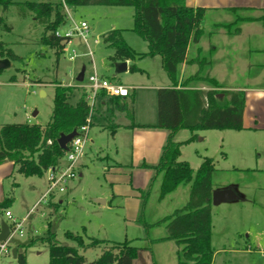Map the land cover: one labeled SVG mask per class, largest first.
<instances>
[{
    "label": "rangeland",
    "instance_id": "374dc122",
    "mask_svg": "<svg viewBox=\"0 0 264 264\" xmlns=\"http://www.w3.org/2000/svg\"><path fill=\"white\" fill-rule=\"evenodd\" d=\"M67 8L69 15L65 24L58 30L65 33L75 28L81 21L87 23L88 29L85 36L75 30L64 52L57 55L53 47L41 42L44 25L35 20L33 13L22 15L16 5H10L7 10L0 5V17L4 19L0 23V42L18 56L11 61L9 67L0 70V80L8 81L15 77L20 83L12 88H4L3 102L0 106L12 92L16 96L14 103L17 110L16 114H11L7 121H3L4 123L29 122L44 126L53 112L55 87L60 83L75 86L71 99V102L75 103L82 93L81 88L85 89V85L82 84L87 83V77L93 69L99 76L125 86L148 81L154 83L160 77L168 81L159 55L154 56L155 60L151 58L153 56L136 57L131 60V64L147 68L151 78L148 71L143 73L128 70L114 74L110 61L113 50L103 40L106 32L121 28L124 39L136 51L144 52L148 49L147 41L132 31L134 7L80 5ZM63 9L66 13L65 6ZM5 24L11 26V30L5 29ZM226 49L228 53L233 51V47ZM73 51L76 56L70 59ZM194 52V48H191L190 56ZM225 55L227 69L223 67L219 71L223 73L224 84L242 83L243 71L233 69L231 59ZM202 56L211 59L206 50L202 52ZM83 66L84 80L79 84L76 76ZM198 68L197 65L188 68L190 71H187L186 75L190 72L195 73ZM215 71L217 72L216 69ZM246 72L245 69L244 73ZM234 76L239 77L233 79ZM41 90L45 94L42 95ZM146 93L147 90L138 88L135 90L133 96L135 108L142 107L145 99H148ZM100 101V98L95 101L93 125L89 127L83 154L86 158L83 161L82 158L79 159L75 166L77 176L64 183V191H56L54 195L36 204L49 185L47 172L41 177L16 173L15 177L10 179L11 183L15 180L17 185L13 186V192L8 193L14 198L9 208L17 221L24 219L23 235L17 232L11 238L9 252L0 254V264H18L12 254L13 248L18 244H26L31 239L45 236L49 228L61 244H75L67 238V232L80 234L87 242L92 237L109 242L81 249L80 252L87 261L97 258L111 244L129 240L131 245L138 248L135 264H178L179 247L176 242L171 239L157 241L156 239L167 236L166 221L163 219L188 203L193 183H183L176 191L160 198L161 172L154 171L155 176L146 190L136 191L134 194L129 191L130 183L123 180L128 178V173H115L118 178L112 179L111 175L114 173H109L108 170L113 168V161L105 156L108 153L112 156L114 147L111 145L103 151L99 145L105 144L108 140V132H101L99 126L102 117L96 109L101 108ZM24 107H27L30 121H27L23 112L21 113ZM34 111H37L35 116ZM117 116L119 122L127 121L124 113L121 112ZM205 133L204 140H201L203 133L200 132L194 140L182 144L180 160L187 161L196 172L204 156L213 158L215 162L212 173L213 189L236 185L247 198L245 201L219 205H214L211 201V244L216 251L212 264H264V167L261 165L264 156V136L261 140L253 139L252 136L228 137L224 142L217 130H208ZM95 135L96 139L93 142L92 138ZM190 136L189 129H180L175 135V140L183 142ZM239 148L245 152L243 163H240L242 156L239 155ZM223 152L228 153L227 159L221 156ZM60 163L66 164L65 155L60 159ZM114 186L121 191L119 195H114ZM97 199H105L106 202L102 203ZM34 204L36 205L33 206ZM6 219L10 220L8 217ZM158 221L161 222L157 224ZM26 256L27 264H48L47 243L38 240L28 246Z\"/></svg>",
    "mask_w": 264,
    "mask_h": 264
},
{
    "label": "trees",
    "instance_id": "16d2710c",
    "mask_svg": "<svg viewBox=\"0 0 264 264\" xmlns=\"http://www.w3.org/2000/svg\"><path fill=\"white\" fill-rule=\"evenodd\" d=\"M0 5L7 10L16 5L22 15L33 13L35 20L44 25L41 42L53 47L57 55L64 52L69 42L63 35H57L59 27L65 24L67 14L64 6L80 5H117L134 7V25L132 31L148 43L146 52H138L123 37V29L116 28L106 32L103 40L113 50L111 65L115 61L134 60L136 57H161L162 68L167 74L171 86L160 88L157 95L158 120L154 127L169 131L162 148L159 161L155 165H142L157 173H162L160 198L174 192L181 184L192 182L190 200L165 217L167 236L160 238L176 242L178 264H212L215 248L211 244L212 231V173L215 169L213 158L205 156L194 172L190 164L180 160L181 146L189 143L203 130H242L245 108V93L242 90H222L214 77L203 73L210 61L199 55L189 59L188 48L198 43L204 33L203 19L206 8L187 5L185 0H0ZM4 21L0 17V23ZM11 30V26H4ZM234 32H239L236 28ZM0 57L11 61L18 56L3 42H0ZM183 63L197 64L198 70L186 77L179 86L180 66ZM2 70V69H0ZM130 71H142L135 64ZM10 81H16L11 77ZM192 81L209 83L213 89H192L187 86ZM75 86L58 84L54 92V107L49 121L43 126L38 123H0V164L12 161L17 172L24 176H43L50 168L57 167L65 155L58 144L62 133L79 130L88 123L90 106L82 93L75 103L71 102ZM110 98L115 108L125 112L133 119V98L108 96L104 92L98 96ZM92 117L89 126H92ZM119 125L113 123L112 130ZM180 129H189L191 136L183 142L176 141L175 135ZM15 186V183L14 185ZM13 197L8 195L0 202V215L6 211ZM161 221H158L159 224ZM74 245L61 244L55 233L48 229L45 236L31 239L26 244H18L17 263L27 264L26 249L38 240L47 243L48 264H133L138 248L129 240L111 244L97 258L87 261L81 249L96 247L109 242L104 239L90 238L87 242L80 234L66 233Z\"/></svg>",
    "mask_w": 264,
    "mask_h": 264
},
{
    "label": "crops",
    "instance_id": "0c3cea01",
    "mask_svg": "<svg viewBox=\"0 0 264 264\" xmlns=\"http://www.w3.org/2000/svg\"><path fill=\"white\" fill-rule=\"evenodd\" d=\"M185 2L190 6H201L206 8V14L203 19L204 33L198 43H192L189 45V59L194 58L197 55L206 59V57L202 56V52L205 50L208 51L211 59L206 60L210 61L211 64L204 66L203 73H208L211 77H214L220 85L219 89L242 90L245 93V108L243 115L244 128L242 130H217L220 132L221 140L225 142L228 137L244 138L250 136H252L253 139L259 138L261 140L262 136H264V0H185ZM236 28H239V32L235 33L234 30ZM226 47H229L230 49L233 47V51L228 53ZM191 48H194L195 51L192 56H190ZM225 54L231 59V63L234 65L232 67L233 69H240L243 71L242 83L224 84L222 78L223 73L219 71H221L223 67L224 69H227V57ZM230 54L233 56H230ZM256 54H258V56H256ZM223 57H226V60ZM151 58L155 60L154 58L156 57L153 56ZM130 65L131 60H128L129 71ZM195 65L197 64L183 63L180 66L178 88L181 87V84L186 77L194 74L190 72V74L186 75V72L190 71L188 68H192V66ZM140 69H142L141 72L143 73L148 71V69L144 67H141ZM245 69L247 70L246 73H244ZM148 74L150 77L149 71ZM237 77L239 76H234L233 79H236ZM167 80L168 81L163 77H160V79L156 80L154 83L148 81L142 84L127 86L129 87L128 99L133 98L134 92L137 88L148 91V93H146L148 99H145L142 107L138 109V106H136L135 108V101H133V119H129L125 112L115 108V105L109 97L102 95L97 97L101 99V108L96 109L98 114L102 117V122L99 124L100 130L103 133L108 132L107 142L105 144H99L101 147L100 150L104 151L113 145L114 154L111 156L108 153L105 156L113 161V168H109L108 171H110L109 173H114L111 175L112 179L118 178L115 173H128V178H123V180L130 183L128 188L132 194L136 191L144 192L150 184V181L155 176V170L144 168L142 165H155L158 163L162 148L168 137V130L154 127L158 120V90L160 88L171 86L169 78ZM18 85H20L18 81L12 82L10 80H0V103L3 102L2 94L5 90L4 88H12ZM187 87L205 90L214 88L209 83L203 81H192ZM42 91L43 90H41V92ZM6 92L9 93V91ZM10 93L11 95L8 98H5L4 104L2 105L3 107L0 106V123L2 124L4 123L3 121H7L6 119H8L11 114H16L17 111L16 104L14 103V98L16 96H14V93ZM22 112L26 116L27 121H30L27 107H24V110H21V113ZM121 112L126 115L127 121L119 122L117 120V115ZM113 123L119 126L116 130L109 132L107 129L112 130ZM206 131L208 130L199 131L197 133H203L201 140L206 138ZM95 139L96 135L92 138V141L95 142ZM239 150V155L242 156L240 163H243L245 152H243L242 148H239ZM221 156L224 159H227L228 153L223 152ZM261 157L262 154H260V158ZM85 158L86 157L83 156L82 161L85 160ZM249 159L250 158H248V160ZM262 159L261 165L264 167V156ZM16 173H18L17 167L12 161H5L0 164V202L8 196L9 192L14 191L15 186L13 187V185L14 183L17 185V182L14 180L11 183L10 179L15 177ZM114 188V195H119L121 191L115 186ZM38 202H36V204H38ZM8 209L10 210V208ZM2 220L8 221L4 211H2L0 215V223ZM152 239L155 240V238H149V240ZM158 239H156V241ZM135 263L136 259L133 260V264Z\"/></svg>",
    "mask_w": 264,
    "mask_h": 264
},
{
    "label": "built area",
    "instance_id": "2783aa9c",
    "mask_svg": "<svg viewBox=\"0 0 264 264\" xmlns=\"http://www.w3.org/2000/svg\"><path fill=\"white\" fill-rule=\"evenodd\" d=\"M66 14L69 15V11L66 7ZM88 26L85 21H81L79 24H76V27L66 31L65 33H61L59 30L56 32L57 35H63L67 37L69 42L71 41L73 32L75 30L79 31L82 36H85V32H87ZM68 42V43H69ZM76 56L75 51L73 54L69 56L70 59H74ZM82 83V82H80ZM85 85V89L87 91L86 98L89 102L90 106V117L88 118V123L81 126L79 130H77V135L67 144L68 149L66 150V164H59L57 167L50 168L47 171L49 175V185L46 193L39 200L38 204L41 203L42 200L46 199L52 194H55L56 191H64L65 185L64 183L71 178L77 176L75 166L79 159L82 158L84 154L85 142L89 130V122L91 116L95 110V101L98 97V94L104 92L108 96H121L128 97L129 95V87L125 85H121L115 82H111L108 79H105L98 75V73L93 69V72L88 75L87 83L82 84ZM5 216L8 217V224L10 227V234L6 240L0 241V254L2 252H9V242L11 238L19 232V235H23V224L24 219L17 221V219L13 218L12 213L9 209L5 211ZM87 264V263H84Z\"/></svg>",
    "mask_w": 264,
    "mask_h": 264
},
{
    "label": "water",
    "instance_id": "95a60500",
    "mask_svg": "<svg viewBox=\"0 0 264 264\" xmlns=\"http://www.w3.org/2000/svg\"><path fill=\"white\" fill-rule=\"evenodd\" d=\"M11 65V60L9 58H0V69H5ZM114 68V74L117 75L122 72H126L129 69L128 66V60L123 61H115L112 64ZM85 75V66L81 68L79 73L76 76V80L78 82H83ZM41 94H44V91L41 92ZM37 114V111L33 112V115L35 116ZM77 130H73L70 133H62L60 137L58 138V144L63 150H67L68 146L67 144L77 135ZM99 202L105 203L104 199H97ZM246 197L244 194H242L239 191L238 186L236 185H229L223 188H216L212 190V197L211 201L214 205H219L221 203L226 202H237V201H245ZM10 234V227L6 220H2L0 223V241H4L7 239V237ZM13 256L17 257V248H13L12 250Z\"/></svg>",
    "mask_w": 264,
    "mask_h": 264
}]
</instances>
